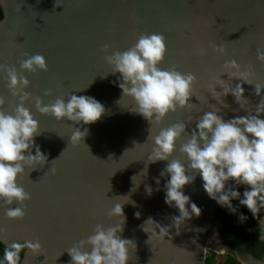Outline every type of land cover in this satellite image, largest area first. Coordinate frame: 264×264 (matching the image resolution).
<instances>
[{
  "label": "water",
  "instance_id": "1",
  "mask_svg": "<svg viewBox=\"0 0 264 264\" xmlns=\"http://www.w3.org/2000/svg\"><path fill=\"white\" fill-rule=\"evenodd\" d=\"M0 7V65L15 67L29 80L24 91L30 96L23 104L38 121L35 140L48 156L44 165L25 166L18 175V186L30 198L0 206L2 244L27 240L42 245L43 255L25 249L20 264H69L67 249L86 241L97 225L108 229L121 222L109 215L119 203L126 217L119 235L136 245L129 249L127 264H205L207 230L220 206L208 197L199 176L184 188L201 208L199 217L179 229L171 227L163 241L149 240L143 226L149 217L171 225L179 215L164 202L168 176L161 172L173 159L187 163L179 147L202 115L217 110L225 120L248 115L233 96L212 95L213 87L220 90L216 80L225 61L235 59L242 70L252 69L253 84H244L246 107L251 111L259 102L254 84L264 85V62L257 58V49L264 51V0H0ZM143 34L165 37L161 70L174 68L196 77L189 104L170 111L159 124L134 110V98L123 94L120 74H113L106 60L115 51L129 50ZM213 46H223L224 52ZM37 54L45 58L47 70L21 69V61ZM7 85V73L0 71L2 110L14 114L21 101ZM71 94L95 97L105 112L84 125L36 108L37 97L49 104ZM180 122L186 123V133L168 161L150 162L154 137ZM77 127L88 133L73 144ZM9 207H21L24 216L8 218Z\"/></svg>",
  "mask_w": 264,
  "mask_h": 264
},
{
  "label": "clouds",
  "instance_id": "2",
  "mask_svg": "<svg viewBox=\"0 0 264 264\" xmlns=\"http://www.w3.org/2000/svg\"><path fill=\"white\" fill-rule=\"evenodd\" d=\"M213 47L214 51L224 52L223 46ZM165 52L163 35L143 34L129 50L115 51L106 56L113 67L112 73L120 74L118 86L123 94L134 98V110L150 124H159L170 111L186 107L196 79L193 74H184L174 68L161 70L158 65L164 59ZM257 58L264 62V51L257 49ZM20 67L32 73L38 69L47 70L46 60L39 54L21 61ZM223 69L222 74L226 73L228 78L222 79V74L217 78L216 84L220 90L213 87L212 95L233 96L248 115L225 120L217 110L205 112L198 120L187 141L179 147V151L186 155L187 163L173 159L161 172V175L167 173L168 176L164 185V202L177 209L179 215L172 217L171 225H163L149 217L143 226V231L150 233L149 240L156 238L163 241L171 227L179 229L185 221L201 215V208L184 191L185 186L193 183L197 176L203 181L202 186L208 197L227 212L236 214L239 207L244 206L256 218L264 210V85L254 84L259 102L249 111L244 84H253L250 78L252 69L242 70L235 59L225 61ZM0 71L7 73V86L12 95L19 96L21 101L14 114H7L2 110L4 97L0 96V206H4L12 205L14 201L23 203L30 198L29 193L18 186V175L24 173L25 166L35 168L33 166L36 164L44 165L48 156L35 140L39 134L38 121L23 104L30 96L24 91L29 80L18 74L15 67L0 65ZM35 103L40 113L76 124L94 123L105 112L104 105L90 95L71 94L67 100L57 98L49 104H43L41 98L37 97ZM186 126V123L180 122L161 129L154 137V147L148 160L168 161L176 150L177 139L186 133ZM87 133V128L83 131L75 128L71 142L74 144L82 140ZM239 186H244L242 193ZM233 201L239 203L234 205ZM24 214L21 207H9L6 211L8 218H21ZM109 215L121 217V222L108 229L97 225L86 241L81 240L67 249L71 257L69 264H127L129 249L136 245L133 240L119 235L126 222L122 205L116 204ZM140 215L139 212L135 213L137 218ZM238 219L244 222L248 217L240 212ZM4 231L0 228V233ZM86 246H91L90 251L85 250ZM25 249L43 255L42 245L38 241L13 242L3 248L0 264H20L21 253ZM248 259L251 260V257Z\"/></svg>",
  "mask_w": 264,
  "mask_h": 264
},
{
  "label": "flooded vegetation",
  "instance_id": "3",
  "mask_svg": "<svg viewBox=\"0 0 264 264\" xmlns=\"http://www.w3.org/2000/svg\"><path fill=\"white\" fill-rule=\"evenodd\" d=\"M243 190L244 186H239L241 193ZM233 203L235 205L239 202L233 201ZM240 212L248 217L244 222L238 219ZM225 213L227 225L224 228L221 227L223 224L219 219H215V216L212 219L207 230V252L222 255L219 264H224L228 256L233 257L238 264H264V238H262L264 237V210H261L256 218H253L251 212L244 206H240L236 214L226 210ZM229 240L230 242L232 240L233 246L228 244ZM249 257L251 260L248 259Z\"/></svg>",
  "mask_w": 264,
  "mask_h": 264
},
{
  "label": "trees",
  "instance_id": "4",
  "mask_svg": "<svg viewBox=\"0 0 264 264\" xmlns=\"http://www.w3.org/2000/svg\"><path fill=\"white\" fill-rule=\"evenodd\" d=\"M2 17H3V12H2V9L0 7V19ZM215 219H219L221 224H223L221 227L224 228L227 225V222H226L227 218H226L225 210L220 207L219 210L216 212ZM228 244L233 246L232 240H231V242L229 240ZM4 247H5V245L0 243V257H2V255H3V248ZM23 254H24V251L21 253V259L23 257ZM205 264H215V261L213 258L207 257V258H205ZM224 264H238V263L236 262V260L233 257L228 256L227 259L224 261Z\"/></svg>",
  "mask_w": 264,
  "mask_h": 264
},
{
  "label": "rangeland",
  "instance_id": "5",
  "mask_svg": "<svg viewBox=\"0 0 264 264\" xmlns=\"http://www.w3.org/2000/svg\"><path fill=\"white\" fill-rule=\"evenodd\" d=\"M208 252H206V256H210L211 258H213L214 261H215V264H219L221 262L222 255H220V254H212V252H210V253H208Z\"/></svg>",
  "mask_w": 264,
  "mask_h": 264
}]
</instances>
